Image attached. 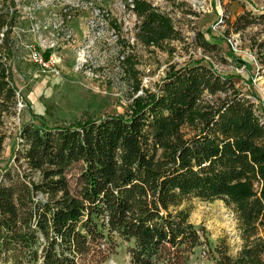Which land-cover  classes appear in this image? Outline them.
<instances>
[{
  "label": "trees",
  "instance_id": "1",
  "mask_svg": "<svg viewBox=\"0 0 264 264\" xmlns=\"http://www.w3.org/2000/svg\"><path fill=\"white\" fill-rule=\"evenodd\" d=\"M131 2L152 39L183 41L148 0ZM12 16L0 12V31ZM225 18L236 33L264 26V12ZM193 43L218 46L200 32ZM7 60L1 41L0 127L16 101ZM4 140L0 131V152ZM15 145L13 164L0 167V264H100L123 241L130 264H188L199 247L210 264H234L180 209L195 200H220L234 213L238 258L264 253V105L257 109L233 75L202 63L175 67L128 117L29 121Z\"/></svg>",
  "mask_w": 264,
  "mask_h": 264
},
{
  "label": "rangeland",
  "instance_id": "2",
  "mask_svg": "<svg viewBox=\"0 0 264 264\" xmlns=\"http://www.w3.org/2000/svg\"><path fill=\"white\" fill-rule=\"evenodd\" d=\"M148 2L149 12L171 25L183 41L152 39L138 26L131 0H0V12L13 15L0 31V42L8 49L7 65L16 95L11 114L1 116L5 140L0 167L13 164L16 135L23 123L51 127L106 115L128 117L156 92L171 69L190 63L216 66L223 75H233L236 86L262 109L264 66L260 59L264 50L258 44L264 41V26L251 24L236 33L225 17L234 21L242 13L260 15L264 0H210L199 13L193 10V0ZM197 32L213 40L216 50L199 49L193 43ZM33 51L43 57L54 55L58 67H40L31 60ZM31 178L37 181L39 174ZM180 209L211 246L226 250L234 264H264V253L237 257L242 243L240 226L220 200H195ZM129 245L120 242L100 264H130ZM210 263L202 247L188 261Z\"/></svg>",
  "mask_w": 264,
  "mask_h": 264
},
{
  "label": "built area",
  "instance_id": "3",
  "mask_svg": "<svg viewBox=\"0 0 264 264\" xmlns=\"http://www.w3.org/2000/svg\"><path fill=\"white\" fill-rule=\"evenodd\" d=\"M206 1L210 0H193L192 7L194 8V12L199 13L201 11H204L203 8L206 6ZM220 23V22H219ZM2 35L0 34V37ZM233 51H238L236 44H233L232 42H229ZM201 49V48H199ZM205 57V56H204ZM206 58V57H205ZM31 60L43 68H56L58 67L59 60L56 59L54 55H49L47 57H43L40 53H37L36 51L31 52ZM214 70L221 72L217 70V67H213ZM16 96V95H15Z\"/></svg>",
  "mask_w": 264,
  "mask_h": 264
}]
</instances>
